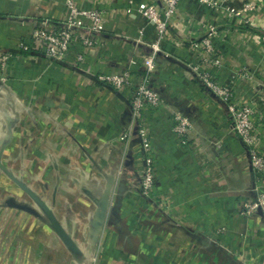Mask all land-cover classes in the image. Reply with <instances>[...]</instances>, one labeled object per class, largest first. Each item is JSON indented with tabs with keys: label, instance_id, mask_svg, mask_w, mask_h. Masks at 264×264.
Wrapping results in <instances>:
<instances>
[{
	"label": "crops",
	"instance_id": "crops-1",
	"mask_svg": "<svg viewBox=\"0 0 264 264\" xmlns=\"http://www.w3.org/2000/svg\"><path fill=\"white\" fill-rule=\"evenodd\" d=\"M77 1L82 9L100 10L104 18L97 46H73L76 53H84L90 73L65 71L43 54L18 50L29 38L34 19L68 16L66 0H0V50L18 51L11 64L12 85L20 91L22 81L43 75V83L34 82V91L45 95L0 98V140L6 144L2 160L8 168L4 155L13 149L15 153L16 143L21 146L20 154L29 157L24 169L32 173L22 178L54 210L75 243L73 249L68 247L40 212L9 200L0 204V235L21 236L25 242H18L9 261L0 264H91L94 255L98 264H233L229 251L239 249L238 232L251 234L246 260L238 261L264 264V218L257 216L249 226L238 209L241 198L255 193L247 149L230 131L227 106L193 80L186 65L199 62L204 53L191 42L215 25L214 43L222 66L205 70L242 100L261 105L264 43L259 36L264 34V0H253L258 10L233 16L225 7L180 1L163 43L166 54L158 57L153 79L162 86L169 106L190 114L194 128L189 145H183L172 130L166 106L146 114L156 161V204L125 184H115L109 175L115 149L124 146L118 137L129 125L131 89L102 87L92 76L127 67L136 74L144 70L147 44L155 41L157 25L139 12V6L162 7L165 0ZM244 1L227 3L240 9ZM2 83L6 82L0 80V90ZM55 90L59 97L52 98ZM73 90L80 96L75 97ZM74 116L72 133L68 122ZM27 127L35 132L29 146L24 141L30 139ZM262 134L264 151V128ZM128 151L133 164L143 165L137 136ZM222 227L228 232L217 244L209 236L219 234Z\"/></svg>",
	"mask_w": 264,
	"mask_h": 264
},
{
	"label": "built area",
	"instance_id": "built-area-1",
	"mask_svg": "<svg viewBox=\"0 0 264 264\" xmlns=\"http://www.w3.org/2000/svg\"><path fill=\"white\" fill-rule=\"evenodd\" d=\"M181 0H165L164 5L159 7L156 4L142 3L139 6V12L147 19L152 20L157 25V37L155 41L150 42L151 50L143 59V68L147 74H152L156 68V60L166 52L163 51V43L169 36L170 22L177 11ZM201 4L209 5L213 8H224L229 16L241 15L258 10V5L253 0H245L240 9L228 4V0H196ZM227 3V4H226ZM226 5V6H225ZM68 16L64 20H54L51 18H36L34 27L29 33V38L19 44L18 50L22 52L34 51L50 58L58 60L66 57L75 44L83 47H93L99 44L98 36L103 32V14L100 10L82 9L77 0H66ZM249 21V20H248ZM218 35V28L210 25L205 34L197 41L191 44L198 50H203L201 60L197 63H186L193 72V76L205 90H213L223 102L227 103L232 118L236 121L235 132L243 140L248 148L251 165L254 171L257 185L263 184L264 178V151L261 146L263 134L254 129L251 115L253 113V102L242 100L236 92L229 86L221 84L211 71L205 70L206 66L220 68L222 59L214 43V38ZM264 43V34L259 36ZM74 44V45H73ZM73 45V46H72ZM17 52L0 50V66L4 67L9 64ZM20 54V53H19ZM75 62L80 63L85 60L83 52L76 53ZM1 74V73H0ZM136 74L132 73L129 67L123 72L111 74H99L98 80L113 85L116 88H123L127 84H132ZM248 75L247 73L244 76ZM137 76V75H136ZM1 78V77H0ZM5 79V78H1ZM139 83L135 86L136 93L131 100V106L134 110L136 122L142 123L141 110L144 107L160 108L165 102L159 92L145 90V85L149 80L148 75L138 74ZM145 94V96H143ZM264 99V98H263ZM262 99V104L264 100ZM254 105V104H253ZM255 111V108H254ZM174 132L178 135L183 145H189L190 135L194 128V123L185 111H175L174 113ZM141 128L130 126V132L125 133L124 137L128 138L136 129L142 137V144L146 152L142 189L146 198H153L158 201V186L155 178L154 161L148 154V134L143 124ZM152 193H157L152 196ZM243 209L247 214L259 212L264 213V190L257 189V194L243 200Z\"/></svg>",
	"mask_w": 264,
	"mask_h": 264
},
{
	"label": "rangeland",
	"instance_id": "rangeland-1",
	"mask_svg": "<svg viewBox=\"0 0 264 264\" xmlns=\"http://www.w3.org/2000/svg\"><path fill=\"white\" fill-rule=\"evenodd\" d=\"M43 18V17H41ZM48 18V17H46ZM52 19V18H51ZM35 20V19H34ZM55 20V19H54ZM150 43L147 44V48L149 49V52L151 50V47L149 45ZM74 45V44H73ZM72 45V46H73ZM76 56V50L74 47H72L71 51L68 52V54L66 55V57H64L63 59H56V58H51L54 62H56V64H58L62 69H64L65 71L66 70H73V69H78V70H81L83 72H86V73H90V66L88 65L87 61H86V58L85 60L81 61L80 63L78 62H75V57ZM17 57V55L15 57H13L10 61L9 64L5 65L4 67H1L0 66V77L1 78H5V79H1V82H6L5 84H3L2 86V90H0V98H21V99H34V98H44L45 95L44 94H41V96H39V94L34 91L35 90V85H34V82L36 83V81H38L36 83L39 84V81L43 80L44 79V76L41 75L39 78H35L33 80H27V81H22V83H25L23 84V88L20 90V91H17L16 89H14V86L12 85L13 84V76H12V73H11V64H12V61L13 59H15ZM48 57V56H47ZM50 58V57H49ZM157 62V60H156ZM124 70H114L112 72H107V73H94L93 74V78H94V81L97 82L98 84H100L102 87H111L113 89H115L116 91L117 90H122L126 87H129L131 89V94H130V100H129V104H130V121H129V125L128 127L130 128V126H133L134 128L135 127H138V128H141L140 127V124H143L144 127L146 128V131H147V134H148V144L150 142V145H149V150H148V154L150 153L153 161H154V171H155V168H156V161H155V158H154V155H153V151H152V148H151V138H150V135L148 133V128H147V125H146V114L148 112H151V111H154V110H157V109H161V108H166L168 110H170V114H171V122H172V130H174V121H173V118H174V113H175V109L172 108L171 106L168 105V102H167V99L165 97V94H164V90L162 88V86H160L158 83H156L157 81L154 80L153 76H154V73L156 70H154L152 72V74H147V71L146 70H142L141 73H138L140 75H145L149 77V80L147 81V84L145 85V90H149V91H155V92H159L165 102V105L163 107H158V108H150V107H144L142 110H141V119H142V123L141 121L140 122H136L137 120L134 118V110L132 109V106H131V100L133 98V96L135 95L136 93V89H135V86L139 83V79H138V74H136L133 70H132V73L133 74H136L135 77L136 79L134 78L133 79V82L132 84H127L125 85L123 88H116L114 87L113 85L109 84V83H106V82H101L98 80V75L99 74H111V73H119V72H123ZM193 77V80H196L195 79V76L191 75ZM40 81V82H41ZM197 81V80H196ZM44 82V80L42 81V83ZM198 82V81H197ZM43 90L42 89V86L39 87V90ZM208 93L212 94V95H215V92L213 90H206ZM39 92V91H38ZM79 90H73V93H74V96L75 97H78V95L80 94ZM92 93V92H91ZM80 96V95H79ZM145 96V94L143 95ZM59 97L57 95V90H55V93H53L52 95V98H57ZM260 104L261 105H257V106H260V108H258L256 106V104H251L252 105V108H253V113L251 115V118L253 120V124H254V129L257 130L258 132L262 133L263 132V128H264V104H262V100L260 99ZM224 104L227 106V109H228V113H229V117H230V123H229V126H230V131H232L240 140L241 138L236 134V130H235V127H236V121L233 120L232 118V114H231V111L227 105V103L224 102ZM254 108H255V111H254ZM69 120V118H68ZM65 124H66V121H67V118H65ZM76 122L77 120L75 119V116L72 118V121L71 122H68L70 125H72L71 128V131L72 133H75V125H76ZM74 123V124H73ZM68 126V125H66ZM127 127V128H128ZM124 128L121 132H120V135H119V140L122 139V142H123V149L120 148V149H115V154L116 156H114L112 158V161L115 163L109 170L110 172V176L111 178L114 180L115 184L119 185V184H125L127 186H129L131 189L133 190H136L141 196H143L144 198L145 195L144 194V190L142 189V182H143V174H144V170H142V167L144 166L145 164V156H146V152L144 151V148H143V144H142V137L140 134H138V131L135 129L134 130V133H131L132 135L128 138H125L124 135L125 133L127 132H130V129L128 128ZM25 134L27 137H30L27 138V139H24L25 142L28 141V143H26V146H29V141H33L34 140V135H35V132L32 130V128H25ZM79 132V131H77ZM134 136H137L140 140V145H141V151H142V156H143V165H135L133 164V162L130 160L129 158V147L131 145V141H132V138ZM33 140H32V139ZM263 139V137H262ZM6 143H11V141H7L5 140ZM242 143L245 145L246 149H247V153H248V156H249V159H250V155H249V152H248V148L245 144V142L243 140H241ZM262 141V140H261ZM2 140H0V145H2ZM105 144V143H104ZM11 146V144L9 145ZM15 147V144H12V147ZM116 147V146H114ZM121 147V145L119 146ZM102 148H106L105 146H102ZM16 152L14 153V149L13 151L11 150V153L9 155H4L5 156V159H6V164L8 166V169L11 170L12 172H15L17 175L21 176V177H25L27 178L28 175H32V173H30V170L29 169H24L25 166L28 167V161H29V157L27 156V154H20V149H21V146H18L17 143H16ZM103 158L105 159V157L103 156ZM26 160V161H25ZM26 163L24 164L23 166H21L22 163ZM250 164H251V160H250ZM16 166V170L15 169H12L11 166ZM251 168H252V165H251ZM253 170V168H252ZM254 172V171H253ZM28 174V175H27ZM27 175V176H25ZM43 175L40 173V176ZM4 178V182H2ZM155 178H156V171H155ZM12 181L9 179V177L5 174L4 171H2L0 169V204H7V202L9 200H11L12 204H19L21 206H27L29 208H33V210L35 209V211L37 210L38 212H40V216L42 217V220L44 222H46L49 226H50V223H49V218L47 217V215L43 212V210L41 208H39V206H37L31 199H29V197L27 195H25V193H23L17 186V190L16 191L14 189V187L12 188ZM260 186L257 185V181L255 179V175H254V179H253V189L255 191L254 195L257 194V189H263L264 190V182L263 184H259ZM11 186V187H10ZM9 190V191H8ZM11 191L15 192L16 194L12 195ZM19 194V195H18ZM153 195L152 196H155L157 193H152ZM248 198V197H247ZM148 199H150L151 201H153L154 203L156 202L155 199L149 197ZM246 199V198H241L239 200V203H238V209H239V212L241 215L245 216L247 218V221H248V224L249 226L251 224L254 223V220L255 218L258 216H262V218H264V213H259V212H256V213H253L252 215L250 214H247L245 212V210L243 209L242 205H243V200ZM156 204V203H155ZM228 232L227 228L225 227H222L221 231H219L218 233L219 234H216V233H213L211 234L210 239L212 241H214L215 243L217 244H220L222 241H221V236H224L226 235ZM250 233L249 232H243V233H239L235 235V240H237V238H239V242H238V245H239V249H235V250H230V257H229V261L233 264H244L243 262H239L237 258H240L241 260H246V255H247V251H245L246 247H247V240H249V238L251 237V234L249 235ZM19 237V236H18ZM18 237H12L10 238V235H4V234H1L0 235V260L2 261L4 259V261H7V257L10 259L11 256L13 255V253H15L16 251V247H17V244L18 242H25V240H23V238H21V236L18 238ZM27 243V242H26ZM7 247V249L5 250V248ZM75 252V250H74ZM91 264H98V256L97 255H94L91 257ZM9 261V260H8Z\"/></svg>",
	"mask_w": 264,
	"mask_h": 264
},
{
	"label": "water",
	"instance_id": "water-1",
	"mask_svg": "<svg viewBox=\"0 0 264 264\" xmlns=\"http://www.w3.org/2000/svg\"><path fill=\"white\" fill-rule=\"evenodd\" d=\"M6 144H3L0 149V169L4 171L9 179L15 183L23 192H25L29 198L37 205L39 208L43 210V212L49 218L50 227L56 232V234L62 239V241L70 248H74L75 243L72 237L64 228L63 224L61 223L60 219L54 212V210L45 202V200L36 192L34 191L26 182L20 179L18 176L14 174L11 170H9L5 164L3 163V151Z\"/></svg>",
	"mask_w": 264,
	"mask_h": 264
},
{
	"label": "bare ground",
	"instance_id": "bare-ground-1",
	"mask_svg": "<svg viewBox=\"0 0 264 264\" xmlns=\"http://www.w3.org/2000/svg\"><path fill=\"white\" fill-rule=\"evenodd\" d=\"M5 174H6V173H5ZM6 175H7V174H6ZM12 184H13V186L11 185L12 188L14 187V189H15L16 191H18L17 189H18L19 187H18L15 183H13V182H12ZM11 186H10V187H11ZM16 186H17L18 188H17ZM19 189H20V188H19ZM20 190H21V189H20ZM21 191H22V190H21ZM22 192H23V191H22ZM23 193H25V192H23ZM25 195H27V194L25 193ZM27 196H28V195H27ZM29 199H30V198H29Z\"/></svg>",
	"mask_w": 264,
	"mask_h": 264
},
{
	"label": "trees",
	"instance_id": "trees-1",
	"mask_svg": "<svg viewBox=\"0 0 264 264\" xmlns=\"http://www.w3.org/2000/svg\"><path fill=\"white\" fill-rule=\"evenodd\" d=\"M19 177V176H18ZM20 179H22L24 182H26L28 185H29V183L24 179V178H22L21 176L19 177ZM30 186V185H29ZM31 187V186H30ZM32 188V187H31ZM39 194V193H38ZM40 195V194H39ZM29 197V196H28Z\"/></svg>",
	"mask_w": 264,
	"mask_h": 264
}]
</instances>
